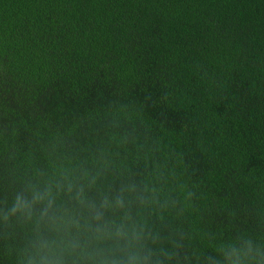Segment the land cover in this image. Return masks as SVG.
Listing matches in <instances>:
<instances>
[{
    "label": "trees",
    "instance_id": "16d2710c",
    "mask_svg": "<svg viewBox=\"0 0 264 264\" xmlns=\"http://www.w3.org/2000/svg\"><path fill=\"white\" fill-rule=\"evenodd\" d=\"M104 197L155 264L264 251V0H0V264Z\"/></svg>",
    "mask_w": 264,
    "mask_h": 264
},
{
    "label": "clouds",
    "instance_id": "9594fccd",
    "mask_svg": "<svg viewBox=\"0 0 264 264\" xmlns=\"http://www.w3.org/2000/svg\"><path fill=\"white\" fill-rule=\"evenodd\" d=\"M68 190L71 192V187ZM51 196L50 188L43 193L34 191L31 198L17 194L11 208L5 212L4 219L17 212L27 211L31 215L35 204L47 200L41 212L45 216L53 206ZM76 198L84 205L83 189L77 192ZM115 205L117 208L124 206L122 197L116 198ZM111 206L107 197L100 202L99 208L94 202L85 205L91 214L90 219L83 226L79 220H73L71 227L75 233L60 245L44 239L34 241V251L28 264H67L69 258L72 264H155L154 253L146 247L142 229L138 230L134 225L129 227L127 216L119 223L104 218V210ZM228 248L230 250L220 249L227 264H264V251L256 248L253 254L251 240L246 241L242 248L234 244ZM206 260L207 264H222L213 254H209Z\"/></svg>",
    "mask_w": 264,
    "mask_h": 264
}]
</instances>
